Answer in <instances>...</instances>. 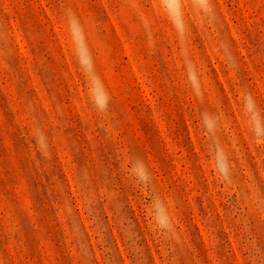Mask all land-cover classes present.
I'll return each instance as SVG.
<instances>
[{"label":"rangeland","instance_id":"obj_1","mask_svg":"<svg viewBox=\"0 0 264 264\" xmlns=\"http://www.w3.org/2000/svg\"><path fill=\"white\" fill-rule=\"evenodd\" d=\"M0 264H264V0H0Z\"/></svg>","mask_w":264,"mask_h":264}]
</instances>
